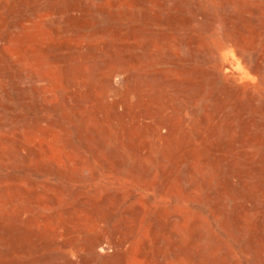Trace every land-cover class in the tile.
I'll return each instance as SVG.
<instances>
[{
	"label": "rangeland",
	"instance_id": "rangeland-1",
	"mask_svg": "<svg viewBox=\"0 0 264 264\" xmlns=\"http://www.w3.org/2000/svg\"><path fill=\"white\" fill-rule=\"evenodd\" d=\"M0 264H264V0H0Z\"/></svg>",
	"mask_w": 264,
	"mask_h": 264
}]
</instances>
